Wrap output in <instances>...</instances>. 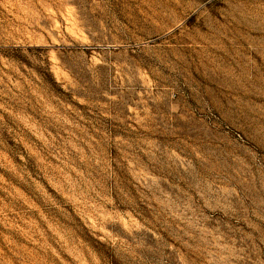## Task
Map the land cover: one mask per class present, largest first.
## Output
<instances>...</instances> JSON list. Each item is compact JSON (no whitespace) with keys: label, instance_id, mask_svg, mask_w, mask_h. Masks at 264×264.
<instances>
[{"label":"rangeland","instance_id":"obj_1","mask_svg":"<svg viewBox=\"0 0 264 264\" xmlns=\"http://www.w3.org/2000/svg\"><path fill=\"white\" fill-rule=\"evenodd\" d=\"M0 264H264V0H0Z\"/></svg>","mask_w":264,"mask_h":264}]
</instances>
